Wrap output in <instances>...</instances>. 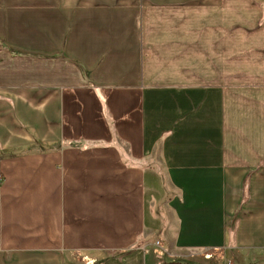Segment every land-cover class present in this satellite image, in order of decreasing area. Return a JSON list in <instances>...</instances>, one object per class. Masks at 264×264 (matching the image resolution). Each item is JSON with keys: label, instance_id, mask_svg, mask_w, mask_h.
Instances as JSON below:
<instances>
[{"label": "crops", "instance_id": "obj_1", "mask_svg": "<svg viewBox=\"0 0 264 264\" xmlns=\"http://www.w3.org/2000/svg\"><path fill=\"white\" fill-rule=\"evenodd\" d=\"M0 173V264H264V0H0Z\"/></svg>", "mask_w": 264, "mask_h": 264}, {"label": "rangeland", "instance_id": "obj_2", "mask_svg": "<svg viewBox=\"0 0 264 264\" xmlns=\"http://www.w3.org/2000/svg\"><path fill=\"white\" fill-rule=\"evenodd\" d=\"M218 254H219V257H218V256H217V257L212 256L213 259H226V258H224V257L221 256L222 253H218ZM201 256H204V255H199V254H197L196 257H195L194 259H198V257H201ZM207 256H208V254H207ZM222 262H223V263H221V264H224V260H223Z\"/></svg>", "mask_w": 264, "mask_h": 264}, {"label": "built area", "instance_id": "obj_3", "mask_svg": "<svg viewBox=\"0 0 264 264\" xmlns=\"http://www.w3.org/2000/svg\"><path fill=\"white\" fill-rule=\"evenodd\" d=\"M2 184H3V176H2V174L0 173V187H1Z\"/></svg>", "mask_w": 264, "mask_h": 264}]
</instances>
